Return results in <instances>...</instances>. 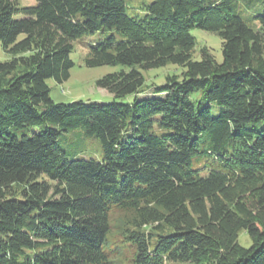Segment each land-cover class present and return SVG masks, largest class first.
I'll return each mask as SVG.
<instances>
[{
	"label": "trees",
	"instance_id": "1",
	"mask_svg": "<svg viewBox=\"0 0 264 264\" xmlns=\"http://www.w3.org/2000/svg\"><path fill=\"white\" fill-rule=\"evenodd\" d=\"M239 4L0 0V264H264V11L251 25ZM194 27L221 37V61L193 57ZM96 32L86 65H122L97 85L134 99L54 101L48 79L68 80L74 41ZM168 64L182 76L147 82ZM78 127L102 160L59 145Z\"/></svg>",
	"mask_w": 264,
	"mask_h": 264
},
{
	"label": "rangeland",
	"instance_id": "2",
	"mask_svg": "<svg viewBox=\"0 0 264 264\" xmlns=\"http://www.w3.org/2000/svg\"><path fill=\"white\" fill-rule=\"evenodd\" d=\"M152 0H126L127 12L132 16L143 15V6L150 3ZM21 6L33 5L36 0H18ZM236 11L240 13L243 18L251 25H254L255 14L264 11V2L262 0H240L239 6ZM21 17V15H17ZM192 34L196 37L197 44L194 49L193 57L195 59L202 58L201 48L206 45L209 47L212 54L218 61L223 59L222 51V39L214 31L201 29L194 27L191 29ZM100 32L94 34H88L80 37L74 41V47L70 53L71 59L74 61V65L71 68V75L68 80L59 83L54 78L48 79L50 85V94L56 102H72L82 99L84 101H98V102H112L114 100L118 102H129L134 99V95H129L122 98H114L113 94L107 89L97 85V79L109 72L116 71L122 68V65H100L89 66L86 65L85 60L88 55L89 47L99 37ZM10 55L3 49L2 42L0 40V60L9 59ZM183 67L175 64H168L159 68H152L144 70L148 83H163L166 81V76L177 73L181 77ZM157 93L153 89H149L144 93H141V97L156 96ZM219 108L214 107L213 113L216 114ZM59 145L68 155L75 158H86L102 160L104 156V149L99 138L96 135H87L83 132L81 127L63 133L59 138ZM210 161V156L207 154H200L194 156V163L197 168H200L202 173L207 172V168H201L207 165ZM239 241L245 246L251 244V238L245 230H242L239 235ZM117 264H128L127 261H123V257H116L114 259Z\"/></svg>",
	"mask_w": 264,
	"mask_h": 264
}]
</instances>
